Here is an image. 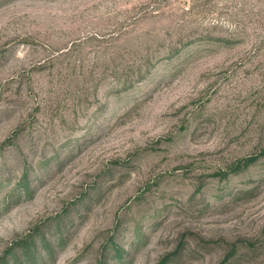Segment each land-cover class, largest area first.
I'll return each mask as SVG.
<instances>
[{
  "label": "rangeland",
  "instance_id": "374dc122",
  "mask_svg": "<svg viewBox=\"0 0 264 264\" xmlns=\"http://www.w3.org/2000/svg\"><path fill=\"white\" fill-rule=\"evenodd\" d=\"M261 149L264 0H0V264H264Z\"/></svg>",
  "mask_w": 264,
  "mask_h": 264
},
{
  "label": "trees",
  "instance_id": "16d2710c",
  "mask_svg": "<svg viewBox=\"0 0 264 264\" xmlns=\"http://www.w3.org/2000/svg\"><path fill=\"white\" fill-rule=\"evenodd\" d=\"M240 35H241V31H240V32L238 31V33L235 34V36H240ZM235 38H236V37H231V38H228V37H227V38H224V37H222V36L216 37L217 41H219V42H221V43H224V44H232V43H234V42H235ZM261 41H262V40H260V42H261ZM190 43H192V42H189V43H187V44H190ZM257 48H258V45H257V43H256V44H255V51H256ZM143 70L148 71V70H150V67L146 66L145 68H141V69L138 71L139 76L142 75V71H143ZM120 84H121V86H122V89H121V90H124V89L129 88V84H130V83H129L128 80H124V81L120 82L119 85H120ZM261 156H264V149H261L259 152L255 153V154H251V155L247 156L246 158L237 161V162L235 163V165L231 168V170L226 171V172H223V173L220 174V175H222V177H226V176H228V174H229L231 171H233V172H239V171H241V170H243V169L249 167L251 164L257 162V160H258ZM24 245H25V246H29V245H31V242H30V243H29V242H24Z\"/></svg>",
  "mask_w": 264,
  "mask_h": 264
}]
</instances>
